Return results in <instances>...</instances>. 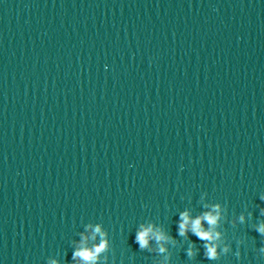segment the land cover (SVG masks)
Listing matches in <instances>:
<instances>
[{
  "label": "water",
  "instance_id": "water-1",
  "mask_svg": "<svg viewBox=\"0 0 264 264\" xmlns=\"http://www.w3.org/2000/svg\"><path fill=\"white\" fill-rule=\"evenodd\" d=\"M261 224L264 0H0L10 264H264Z\"/></svg>",
  "mask_w": 264,
  "mask_h": 264
},
{
  "label": "clouds",
  "instance_id": "clouds-1",
  "mask_svg": "<svg viewBox=\"0 0 264 264\" xmlns=\"http://www.w3.org/2000/svg\"><path fill=\"white\" fill-rule=\"evenodd\" d=\"M218 207V206H217ZM219 219L218 215H213L211 213H204L201 217H197L195 219H192L188 212H184L181 214V223H180V234L185 235L188 231L189 225L191 226V231L198 236L201 240L206 241H213L218 238L219 234L216 233L213 235L211 230H206L203 228L202 222L206 221L210 226H214ZM243 219V218H242ZM97 232H100V228H96ZM258 231L261 234H264V224H261L258 227ZM156 239L157 241H160L162 239H165L166 237L163 234L156 233L153 234V228L147 227L144 228L142 231L137 233L136 235V242L140 245L141 248H146L149 245L150 239ZM207 247V256L209 258L214 259L217 255V249L213 246H211V243L206 246ZM104 248V244L101 243L98 247L95 248V253H99ZM163 251V249H161ZM79 257L82 261H85L86 264H93L95 260V256L92 252H89L87 250H78L74 254V258Z\"/></svg>",
  "mask_w": 264,
  "mask_h": 264
}]
</instances>
